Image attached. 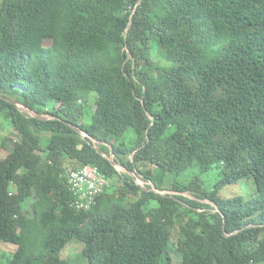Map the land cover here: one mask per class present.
<instances>
[{
    "label": "trees",
    "instance_id": "1",
    "mask_svg": "<svg viewBox=\"0 0 264 264\" xmlns=\"http://www.w3.org/2000/svg\"><path fill=\"white\" fill-rule=\"evenodd\" d=\"M84 166L111 187L79 211ZM73 241L88 264H264V0H0V257L70 264Z\"/></svg>",
    "mask_w": 264,
    "mask_h": 264
},
{
    "label": "rangeland",
    "instance_id": "2",
    "mask_svg": "<svg viewBox=\"0 0 264 264\" xmlns=\"http://www.w3.org/2000/svg\"><path fill=\"white\" fill-rule=\"evenodd\" d=\"M95 94H93L94 96ZM91 104H93V101H91ZM88 120V119H87ZM90 121V120H89ZM121 171H123L122 168H120ZM199 174V172L196 169H191L184 175L178 176L176 174H170L167 178L168 182H181L185 183L187 182L191 177H193L196 174ZM205 181V186L210 189L212 186L216 185L219 180V175L217 172H211L210 174L201 176ZM140 180V179H139ZM138 184L142 187L146 186V183L143 180L137 181ZM255 184L253 180H247L246 182L242 183L241 185L237 186H229L224 188L221 191V196L223 198H231L234 196H242L244 198H249L250 195H253L255 193ZM175 194V193H174ZM184 196L188 198H194L191 194H185ZM209 203V202H206ZM210 204V203H209ZM16 248L11 245H3L2 246V254L6 256L7 254H10V252L14 251ZM83 249L84 244L80 242L73 241L67 245L65 250L63 251V256L66 260L70 262V264H88L87 260L83 256ZM4 257H0V264H4V260H2ZM176 263H180V259L175 260Z\"/></svg>",
    "mask_w": 264,
    "mask_h": 264
},
{
    "label": "built area",
    "instance_id": "3",
    "mask_svg": "<svg viewBox=\"0 0 264 264\" xmlns=\"http://www.w3.org/2000/svg\"><path fill=\"white\" fill-rule=\"evenodd\" d=\"M68 182L75 207L80 211L90 210L97 204V193H92V186H99V189L111 187L109 179L94 166L93 174H74L69 171Z\"/></svg>",
    "mask_w": 264,
    "mask_h": 264
},
{
    "label": "water",
    "instance_id": "4",
    "mask_svg": "<svg viewBox=\"0 0 264 264\" xmlns=\"http://www.w3.org/2000/svg\"><path fill=\"white\" fill-rule=\"evenodd\" d=\"M7 101H9V102H11V103H13V104H15V105H17L18 106V108L20 109V111H22V112H24V113H27V114H29L30 116H32V117H35V118H37V119H39V120H43V121H47V120H50V119H53L52 117H49V116H41V115H38V114H36L34 111H32L31 109H29V108H27L26 106H23V105H21V104H19L18 102H16V101H14V100H11V99H6ZM78 133H81L82 134V136L84 137V138H89V136L86 134V133H84L80 128H78V127H74V126H72ZM109 160H110V162L116 167V168H118L119 170H120V168H122L123 170H126L122 165H120L119 163H117V162H115V160H114V155L112 154L111 156H110V158H109ZM127 171V170H126ZM129 174H131L134 178H135V180L136 181H140V180H142L138 175H136L135 173H133V172H131V171H127ZM140 179V180H139ZM138 183V182H137ZM151 191H153V192H155V193H157V194H161V195H165V193H161L160 191H158L157 190V188L155 187V186H153V188H152V190ZM181 202V201H180ZM185 204V203H184ZM218 211V210H217Z\"/></svg>",
    "mask_w": 264,
    "mask_h": 264
},
{
    "label": "bare ground",
    "instance_id": "5",
    "mask_svg": "<svg viewBox=\"0 0 264 264\" xmlns=\"http://www.w3.org/2000/svg\"><path fill=\"white\" fill-rule=\"evenodd\" d=\"M71 172L74 173V174H83V173H85V174H93V166H84V167H82V168H79V169L73 170V171H71ZM106 189H107V188L99 189V186H92V193H97V197H98L99 195L103 194V193L105 192ZM72 203H73V207H74L75 209H77V208L75 207V202H74V200L72 201ZM77 210H79V209H77ZM79 211H80V210H79Z\"/></svg>",
    "mask_w": 264,
    "mask_h": 264
}]
</instances>
